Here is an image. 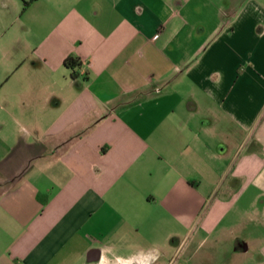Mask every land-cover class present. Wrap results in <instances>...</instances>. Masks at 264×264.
Returning a JSON list of instances; mask_svg holds the SVG:
<instances>
[{"label": "crops", "instance_id": "1", "mask_svg": "<svg viewBox=\"0 0 264 264\" xmlns=\"http://www.w3.org/2000/svg\"><path fill=\"white\" fill-rule=\"evenodd\" d=\"M262 2L0 0V264H264Z\"/></svg>", "mask_w": 264, "mask_h": 264}, {"label": "clouds", "instance_id": "2", "mask_svg": "<svg viewBox=\"0 0 264 264\" xmlns=\"http://www.w3.org/2000/svg\"><path fill=\"white\" fill-rule=\"evenodd\" d=\"M99 264H156L158 250L139 248L124 256L117 253L113 247L108 246L100 250Z\"/></svg>", "mask_w": 264, "mask_h": 264}, {"label": "trees", "instance_id": "3", "mask_svg": "<svg viewBox=\"0 0 264 264\" xmlns=\"http://www.w3.org/2000/svg\"><path fill=\"white\" fill-rule=\"evenodd\" d=\"M64 67L70 71V78L77 79V70L81 67V61L76 56H69L64 60Z\"/></svg>", "mask_w": 264, "mask_h": 264}, {"label": "rangeland", "instance_id": "4", "mask_svg": "<svg viewBox=\"0 0 264 264\" xmlns=\"http://www.w3.org/2000/svg\"><path fill=\"white\" fill-rule=\"evenodd\" d=\"M262 4L264 5V0H263ZM1 191H2V190H0V193H1ZM185 248H186V247H185Z\"/></svg>", "mask_w": 264, "mask_h": 264}, {"label": "built area", "instance_id": "5", "mask_svg": "<svg viewBox=\"0 0 264 264\" xmlns=\"http://www.w3.org/2000/svg\"><path fill=\"white\" fill-rule=\"evenodd\" d=\"M156 38H157V36H156Z\"/></svg>", "mask_w": 264, "mask_h": 264}]
</instances>
